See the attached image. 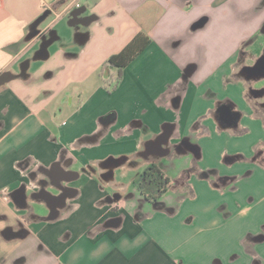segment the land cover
I'll return each instance as SVG.
<instances>
[{"label": "crops", "instance_id": "1", "mask_svg": "<svg viewBox=\"0 0 264 264\" xmlns=\"http://www.w3.org/2000/svg\"><path fill=\"white\" fill-rule=\"evenodd\" d=\"M0 264H264V0H0Z\"/></svg>", "mask_w": 264, "mask_h": 264}, {"label": "trees", "instance_id": "2", "mask_svg": "<svg viewBox=\"0 0 264 264\" xmlns=\"http://www.w3.org/2000/svg\"><path fill=\"white\" fill-rule=\"evenodd\" d=\"M136 38L129 43L121 52L113 55L105 64V70L115 68L119 71L130 63L133 58L142 51L144 46L137 47ZM135 44V45H134ZM137 189L150 202H157L159 198L169 189L171 182L169 178L155 165L147 167L135 182Z\"/></svg>", "mask_w": 264, "mask_h": 264}, {"label": "rangeland", "instance_id": "3", "mask_svg": "<svg viewBox=\"0 0 264 264\" xmlns=\"http://www.w3.org/2000/svg\"><path fill=\"white\" fill-rule=\"evenodd\" d=\"M259 196H257L256 194H253L251 199H248V196L246 195H242V200L243 203H246L248 205H252L254 206V203L256 202V200H258Z\"/></svg>", "mask_w": 264, "mask_h": 264}, {"label": "water", "instance_id": "4", "mask_svg": "<svg viewBox=\"0 0 264 264\" xmlns=\"http://www.w3.org/2000/svg\"><path fill=\"white\" fill-rule=\"evenodd\" d=\"M6 75V74H5ZM5 75H3L2 77H5ZM3 81V80H2Z\"/></svg>", "mask_w": 264, "mask_h": 264}]
</instances>
